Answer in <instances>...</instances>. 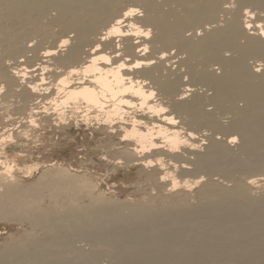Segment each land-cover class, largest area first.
<instances>
[{"label": "bare ground", "instance_id": "1", "mask_svg": "<svg viewBox=\"0 0 264 264\" xmlns=\"http://www.w3.org/2000/svg\"><path fill=\"white\" fill-rule=\"evenodd\" d=\"M2 91L0 264H264V0H0ZM80 123L167 193L26 184L25 145Z\"/></svg>", "mask_w": 264, "mask_h": 264}, {"label": "rangeland", "instance_id": "2", "mask_svg": "<svg viewBox=\"0 0 264 264\" xmlns=\"http://www.w3.org/2000/svg\"><path fill=\"white\" fill-rule=\"evenodd\" d=\"M2 93H3V91L0 94H2ZM4 123H5V125H4ZM4 123L1 122V124H0V129L4 127V130L1 129L3 132L0 130V132H1L0 134H2V137L7 136V134H5V132L6 131L8 132V130H11V128H12V126H10L9 121H4ZM7 126H10V127H7ZM8 128H10V129H8ZM5 129H7V130H5ZM38 130L39 131H37V132L41 134V136H40L41 138H43V136L47 137L46 136L47 134L45 133V131H43L41 129H38ZM64 131H67L66 132L67 135L66 134L61 135L60 133H57V132H55L54 134H51L50 138H51V140L52 139L53 140L50 141L51 143L50 142L49 143L51 145L53 144L55 146H51V147L49 146V148L44 147V149H42L43 147L40 146L41 144H38V142L36 143L37 145L34 143L33 144L27 143V145H25L26 149H24V151H26V150L33 151V153H32L33 155L31 154L30 158L29 157H26V158L22 157V158H24L23 160H25L23 165L25 163L28 165V163H29V165L34 166L33 164L37 163V168L33 169L34 171L32 170V174H30V175L25 174L24 175L25 177L23 179L25 180L24 182L26 184L28 182L33 181L36 177H38L42 168L44 169V167H46V165L49 163L47 161L50 160V163H54L55 166H57L58 168H60L62 170H65L66 172H69V174L77 173L78 175H81L80 178H85L88 182H90L92 184L95 192H100V193L104 194V196L107 198H113V199L116 198L119 200H126L127 199V201L128 200L129 201H135V200H138L139 198L142 199L143 197L145 199L149 198V196H154V197L159 198V197H163V195H165V193H167V192H163L161 187H160L161 189L158 190L159 187H156L153 184L154 177H155L153 175H155V174H154V170L152 172L151 167L142 169V167H139L136 165L122 163L123 160H121V159H120L121 161H118L119 160L118 157L120 155L115 149H113L111 147V144H110L111 141L113 142L116 140L114 137L110 138V139H109V137L106 138V136H105L106 134L99 131V129H97V128L95 129V127L94 128L93 127H86L84 124H81V123L78 126L71 125L70 127H68ZM45 137H44V139H45ZM6 139L8 140L9 138H6ZM102 141H103V143H102ZM105 141H107L106 142L107 144L105 143ZM54 143H56V144H54ZM107 146H110V148H108ZM6 150H7V155L11 156V154H13L14 151L18 152L20 149L18 147L12 148L10 146V147H6ZM36 150H37V152H36ZM39 150L41 151V153ZM23 154H25V152H23ZM109 154H110V156H109ZM9 158H11V157H9ZM2 159H4V158L2 157ZM42 162H44V163H42ZM116 162H119V163H116ZM38 163H39V165H38ZM20 166L23 168L22 164ZM20 166H19V168L21 170L16 168V167H15V170H16V172H18L19 175L23 176V171H22V168ZM19 171L21 172V174L19 173ZM214 176H213V178L217 177V175L215 177ZM150 177H152V178L150 179ZM205 178H207V177H205ZM213 178H212V180H213ZM218 178L219 177H217V179L215 178L216 179L215 181L219 182V179H221V178H219V179ZM150 180L152 181V183ZM221 182L224 183L226 181L223 180ZM194 186L195 185H193L191 190H189V192L192 191V193L190 192V199L192 201H193V199L195 200L197 197V194L195 193L197 188H196V186L195 187ZM259 187H262V188H259ZM259 187H258V189H260V191L263 192L264 191V184L260 185ZM152 189H154L155 191ZM147 192L148 193L150 192V193L148 194ZM154 194H157V195H154ZM158 194L159 195L163 194V195L159 196ZM147 195H148V197H147ZM192 197H193V199H192ZM150 198H152V197H150ZM79 200H81L82 202L84 200L86 201L85 198H80ZM155 200H156V203L159 202L158 199H155ZM10 225L0 224V246H1L0 252H1V250H3L7 241L9 242V240L10 241L12 240V241L17 242L16 240H20L24 237V234L21 233V230L17 229L16 225L12 224L11 227H10ZM18 233H20V234H18ZM6 239H7V241H6ZM84 242L85 241H83L81 244L85 245V247H88L87 246L88 243L87 242L84 243ZM86 243H87V245H86ZM102 263H104V260L102 261Z\"/></svg>", "mask_w": 264, "mask_h": 264}]
</instances>
